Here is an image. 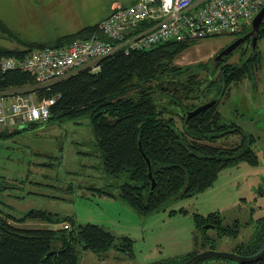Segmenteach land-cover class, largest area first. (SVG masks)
Returning a JSON list of instances; mask_svg holds the SVG:
<instances>
[{
	"label": "trees",
	"instance_id": "1",
	"mask_svg": "<svg viewBox=\"0 0 264 264\" xmlns=\"http://www.w3.org/2000/svg\"><path fill=\"white\" fill-rule=\"evenodd\" d=\"M0 30L8 31L12 38L21 43L16 48L0 44V55H23L37 48L66 46L96 32L102 36L99 22L47 42L24 40L2 21ZM248 30V26H245L240 33ZM259 32L261 39L264 37V20ZM195 41L168 40L129 53L116 51L98 61V70L93 67L78 70L46 88L36 87V77L30 71H0L2 91L26 87L29 89L27 92H31L33 88L37 90L39 98L58 97L48 119L28 123L12 132L2 130L9 128H2L0 136L10 137L22 133L35 128L38 123H61L66 119L88 115L104 172L119 179L121 199L137 212L149 215L164 210L175 200L197 195L212 186L223 169L242 161L256 164L258 156L254 149L257 137L245 132L237 123L225 121L218 103L201 111L186 123V112L193 109V106L184 105L182 99L189 98L191 91H201V82L194 77V71L176 65L175 59ZM256 59L260 61L259 52L239 65L225 66L223 74L212 81L210 86L217 87L218 92H221L232 82L238 83L251 76ZM209 64L208 68H211ZM184 73H190L188 79ZM219 83H223V86ZM205 92L208 94L211 91ZM167 96H171V101L177 105L173 109L163 105L162 101ZM141 148L152 163L157 182L154 190L151 188L149 165ZM73 188L72 186L71 189ZM98 190L113 196L110 190ZM178 211L187 212L185 208H181L172 209L170 213ZM0 212L3 213L0 214V264H80L81 251L88 249L102 255L111 248L123 249L129 255L134 254V240L131 237H117L99 224L79 223L74 215L61 216L48 210L32 209L18 220L25 222L38 218L46 222H60L61 226L57 229L25 228L7 221L6 217L11 216V213L1 209ZM219 217L220 214L216 211L207 216L195 213L197 231L220 227L226 235H236L239 232V219H235L231 227H224L220 224L222 220ZM66 221L70 223H67L70 228L64 226ZM258 221L261 222L253 237L248 242L237 245L234 252L253 255L262 250L264 216ZM204 223L214 226L205 227ZM194 236L197 245L194 251L152 264H182L202 251L198 248L199 244H203V250L215 249L214 238L210 243L208 237L210 244H206L201 243L202 236L198 232ZM207 245L211 247L205 248ZM51 251L54 253L49 255ZM210 259L213 258L198 264H205ZM229 263L264 264V257L250 263L230 260Z\"/></svg>",
	"mask_w": 264,
	"mask_h": 264
},
{
	"label": "rangeland",
	"instance_id": "2",
	"mask_svg": "<svg viewBox=\"0 0 264 264\" xmlns=\"http://www.w3.org/2000/svg\"><path fill=\"white\" fill-rule=\"evenodd\" d=\"M112 1L0 0V21L24 40L54 41L80 30L86 24L96 23L108 11ZM244 34L200 38L177 55L176 65L194 71V77L201 82V91H191L189 98L182 99L184 105L194 108L217 94L219 89L210 85L222 69L220 66L208 68V64L218 51ZM19 42L8 31L0 30L1 45L16 48L20 46ZM247 50V46L243 45L233 53L228 63L239 65ZM258 52L260 61L257 58L253 64L254 78L232 82L227 86L228 92L220 105L225 121L235 122L245 132L257 137L254 149L258 163L242 161L225 168L206 190L175 200L164 210L143 215L121 199L119 179L104 172L88 115L61 123H38L35 128L22 133L0 136V209L11 213L6 217L7 221L25 228L57 229L61 226L60 222H46L38 218L25 222L18 220L32 209H42L61 216L74 215L79 223L99 224L117 237L129 236L134 240L133 255L115 248L104 255L89 249L82 250L80 264H152L168 261L196 249V232L202 236L201 243L210 244L214 238L216 250L235 251L234 247L253 237L261 222L258 219L264 216V37L257 45ZM184 75L188 79L190 73ZM219 84L223 86V83ZM205 91L211 92L206 94ZM172 99L171 96L165 97L163 105L173 109L177 105ZM2 130L12 132L13 128ZM100 188L110 190L113 196L101 193ZM181 208L187 212L170 213L172 209ZM214 211L220 214V224L224 227H231L234 220L239 219V232L226 235L220 227L197 231L194 214L207 216ZM202 247L203 244L198 245L200 250H203ZM209 247L211 245L205 248ZM205 262L230 264L223 258Z\"/></svg>",
	"mask_w": 264,
	"mask_h": 264
},
{
	"label": "built area",
	"instance_id": "3",
	"mask_svg": "<svg viewBox=\"0 0 264 264\" xmlns=\"http://www.w3.org/2000/svg\"><path fill=\"white\" fill-rule=\"evenodd\" d=\"M264 0H136L113 7L99 22V33L61 47L37 48L23 55H0V71L21 69L36 77V87L78 70L99 69V60L116 51L129 53L168 40L186 41L236 34L252 21ZM26 87L0 90V127L21 128L51 115L58 97L39 98ZM70 224V223H68ZM64 225L70 228V225Z\"/></svg>",
	"mask_w": 264,
	"mask_h": 264
},
{
	"label": "water",
	"instance_id": "4",
	"mask_svg": "<svg viewBox=\"0 0 264 264\" xmlns=\"http://www.w3.org/2000/svg\"><path fill=\"white\" fill-rule=\"evenodd\" d=\"M264 20V6L260 9V11L256 14V16L252 19V21L249 23L248 29L249 31L244 34L243 36L237 38L236 40H234L227 48L221 50L210 62L209 66L212 67H216L218 65V63L220 62V60L224 57V56H228L230 54H232L234 52L235 49H237L243 42L247 41L249 38H251V42H250V46L251 49L248 52V55L246 57V60H248L253 52L255 51L258 39H259V30H260V26L261 23ZM220 97H216L208 102H205L201 105H199L198 107H196L193 110H187V117H186V123L189 122L190 118H192L193 116L197 115L198 113H200L201 111L206 110L207 108L213 106ZM142 154L145 157L146 162L149 165V177L152 181V190H154V188L157 185V182L155 180V177L153 175V170H152V163L150 158L143 152L142 148H141ZM213 227L214 225L212 224H207L205 225V227ZM54 253V251H51L49 253L52 254ZM223 258V259H227L230 260L232 262H236V263H250V262H255L261 258L264 257V247L262 248L261 251H259L256 254L253 255H242L239 253H236L234 251H218L214 248H209V249H205L203 251H200L196 254H194L193 256H191L189 259H187L184 263L182 264H198L201 261L208 259V258Z\"/></svg>",
	"mask_w": 264,
	"mask_h": 264
},
{
	"label": "flooded vegetation",
	"instance_id": "5",
	"mask_svg": "<svg viewBox=\"0 0 264 264\" xmlns=\"http://www.w3.org/2000/svg\"><path fill=\"white\" fill-rule=\"evenodd\" d=\"M249 31V30H248ZM247 31V32H248ZM242 32V31H241ZM246 32V33H247ZM245 33V34H246ZM237 39V38H236ZM235 39V40H236ZM259 41H260V38L258 39V42H257V45H258V43H259ZM250 42H251V38H249L247 41H245V42H243L237 49H235L234 50V52L233 53H235V51H237L239 48H241L243 45H245V46H247V53H246V55L244 56V58H243V60L241 61V63L244 61V60H246V57H247V55H248V52L250 51V49H251V46H250ZM257 45H256V48H255V51L253 52V54L256 52V50H257ZM221 51V50H220ZM220 51H218L217 53H219ZM216 53V54H217ZM233 53L232 54H230V55H228V56H224L221 60H220V62L218 63V65L216 66V67H221V74H223V68L225 67V66H228V65H235V64H229L228 63V59L233 55ZM252 54V55H253ZM215 57V56H214ZM211 61H212V59H211ZM210 61V62H211ZM252 64H253V62H252ZM253 66V65H252ZM212 68H215V67H212ZM251 69H252V67H251ZM220 74V75H221ZM250 75V74H249ZM251 77H253L254 78V72H253V70H251V76H249V78H251ZM253 78H251V79H253ZM244 79H246V78H244ZM228 90V88L226 87L225 89H222L221 90V92H216L217 94L214 96V97H212L211 99H209V100H206L205 102H208V101H210V100H212V99H214V98H216V97H220L219 98V100L215 103V104H217L218 103V106H219V109H220V105H221V103H222V98L227 94V91ZM205 102H203V103H205ZM202 103V104H203ZM214 104V105H215ZM201 105V104H200ZM199 106V105H198ZM198 106H196V107H198ZM195 107V108H196ZM195 108H193V109H195ZM193 109H191V110H193ZM221 111V110H220ZM187 123H189V122H187ZM234 249H235V247H234ZM203 251V250H202Z\"/></svg>",
	"mask_w": 264,
	"mask_h": 264
},
{
	"label": "crops",
	"instance_id": "6",
	"mask_svg": "<svg viewBox=\"0 0 264 264\" xmlns=\"http://www.w3.org/2000/svg\"><path fill=\"white\" fill-rule=\"evenodd\" d=\"M136 0H126V2L125 1H121V0H113L111 3H110V6H109V9H108V11L107 12H105L103 15H102V17H100V20L101 19H103V17H105V16H107L109 13H110V11H111V9L113 8V7H116V6H118V5H128V4H131V3H133V2H135ZM51 4H53V2L51 3ZM100 20H98L96 23H98ZM96 23H94V24H96ZM94 24H86V25H84V26H82V28H84L85 26H88V25H94ZM81 28V29H82ZM39 42H47V41H39ZM2 128L0 127V130H1Z\"/></svg>",
	"mask_w": 264,
	"mask_h": 264
},
{
	"label": "bare ground",
	"instance_id": "7",
	"mask_svg": "<svg viewBox=\"0 0 264 264\" xmlns=\"http://www.w3.org/2000/svg\"><path fill=\"white\" fill-rule=\"evenodd\" d=\"M18 70V69H17ZM21 70V69H20ZM26 72V71H25ZM32 75V74H31Z\"/></svg>",
	"mask_w": 264,
	"mask_h": 264
}]
</instances>
